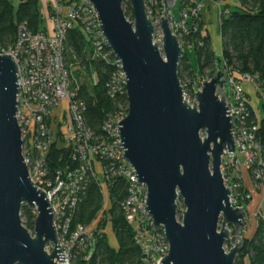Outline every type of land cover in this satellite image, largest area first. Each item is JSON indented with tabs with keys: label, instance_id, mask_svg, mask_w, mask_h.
Listing matches in <instances>:
<instances>
[{
	"label": "water",
	"instance_id": "95a60500",
	"mask_svg": "<svg viewBox=\"0 0 264 264\" xmlns=\"http://www.w3.org/2000/svg\"><path fill=\"white\" fill-rule=\"evenodd\" d=\"M89 1L126 76L129 109L118 130L125 160L148 191L146 220L165 231L170 245L160 264H235L244 248L246 210L231 204L222 173L226 151L236 152L226 74L220 70L205 81L188 105L179 77L184 48L169 18L161 19V49L146 0H127L134 23L125 15V0ZM178 1L163 0L165 9L173 11ZM20 93L15 60L0 56V264H58L65 256L56 213L32 182L23 155ZM24 206L37 214L35 236L23 225ZM233 235L236 245L226 252Z\"/></svg>",
	"mask_w": 264,
	"mask_h": 264
},
{
	"label": "built area",
	"instance_id": "2783aa9c",
	"mask_svg": "<svg viewBox=\"0 0 264 264\" xmlns=\"http://www.w3.org/2000/svg\"><path fill=\"white\" fill-rule=\"evenodd\" d=\"M217 2L221 8L220 17L228 16L231 8L220 0ZM177 7L179 16L167 11L163 0H146L147 15L156 28L160 27L162 17L167 16L173 34L185 51L194 46L187 38L197 32L206 4L197 0H179ZM231 7L240 8V1L233 0ZM50 21L51 31L37 33L27 24H19L15 44L10 47L0 44V56L10 55L18 67L21 90L18 100L21 98L22 102L17 120L24 142L23 155L32 182L47 194L56 213L55 225L65 256V260L58 264H80V256L94 246L91 231L95 222L88 226L75 223L82 196L90 182L98 184L107 213L112 209V189L119 182L124 185L125 196L120 208L126 222L134 229L135 243L143 253L141 264H160L169 254L170 245L165 231L156 232L154 223L146 220L148 191L139 187L135 169L125 160L119 135L118 125L124 117L118 113L108 116L102 130L96 132L87 123V105L80 98L79 88L73 85L67 37L76 25H80L88 36L95 58L109 60L114 56L102 34L97 12L89 0H53ZM114 59L117 72L108 86L113 99L117 95L127 96L122 64ZM234 69L226 62L219 69L227 77L224 92L232 110L230 116L235 121L236 144L234 154L225 153L222 173L226 187L232 192L231 204L241 207L239 200H251L252 194L243 196L240 193L242 183L238 172H251L259 185L264 184V154L258 140L260 120L245 90V86L251 84L264 100V79L259 74L240 73ZM202 84L191 88L182 85L188 105L196 103L195 94L202 90ZM59 138L63 149L70 153L71 165L52 170L51 149ZM262 197L264 199V193Z\"/></svg>",
	"mask_w": 264,
	"mask_h": 264
},
{
	"label": "trees",
	"instance_id": "16d2710c",
	"mask_svg": "<svg viewBox=\"0 0 264 264\" xmlns=\"http://www.w3.org/2000/svg\"><path fill=\"white\" fill-rule=\"evenodd\" d=\"M239 1L240 8L225 5L231 9L228 16H222L220 25L222 57L214 51L210 33L208 29L205 31L204 21L199 20L197 32L187 38L194 46L185 49L181 58L179 74L181 79L183 75L198 78L197 70L188 55L190 53L195 55L200 70L216 69L217 65L226 62L230 67L237 68L240 73L259 74L264 79V0ZM39 5L40 0H20L18 5H15L14 0H0V44L3 47L15 44L19 24H27L35 33L45 31L42 29L43 20ZM67 50L69 63H72L73 67L78 66L79 69L85 68L97 73L98 83L92 87L83 84L79 87V95L87 105L86 120L89 127L99 133L108 116L116 115L119 110L128 109L126 95H117L113 99L109 94L108 86L117 72L114 56L109 60L95 58L92 43L80 25H76L68 33ZM259 125L258 140L264 154V118L259 121ZM69 156L70 153L63 149L59 138L51 149L49 161L52 170H62L71 165ZM241 194L244 196L248 191L242 187ZM124 196V185L119 182L111 191L112 209L107 213L109 221L108 223L99 221L94 233V246L80 256V264H141L143 253L135 243L134 229L128 225L121 212L120 203ZM251 202L252 199L246 201L240 199L238 205L247 211ZM102 206L101 190L96 182H90L82 196L75 223L91 225ZM22 213L24 226L34 231L37 214L28 207H25ZM109 222L117 242L116 246L111 245L108 233L105 231ZM228 245L233 246L231 243ZM246 261H249V264H264V221L262 220L258 222L253 237L244 238V248L235 264H246Z\"/></svg>",
	"mask_w": 264,
	"mask_h": 264
},
{
	"label": "rangeland",
	"instance_id": "374dc122",
	"mask_svg": "<svg viewBox=\"0 0 264 264\" xmlns=\"http://www.w3.org/2000/svg\"><path fill=\"white\" fill-rule=\"evenodd\" d=\"M14 1H15V5H18L20 0H14ZM42 1H44V6H45L43 9L44 11H42V14H43V16H45L46 13L48 12V8L45 4L48 2H50L52 4L53 0H42ZM198 1L199 2H205V4H207V0H198ZM217 1L218 0H216V2ZM225 1H227V0H220V2H223L224 5H225ZM228 1L232 2L233 0H228ZM226 5H228V4L226 3ZM123 9H124V12H125V15H126L128 21H130L131 23H134L133 11L131 9L130 3L128 5L127 0H125V2H124ZM204 11L202 12V15L204 16V19L206 20V23L204 22L205 23V26H204L205 31L207 29L206 27H208V29H209L208 31L210 33V38H211V42H212V47L215 46L218 49L217 55L219 57H222V37L220 35L221 34L220 25L222 22V18L220 16L217 17V14H218L217 12H213V15H210L208 12H204ZM173 13H175L176 16H179V8L176 7L173 10ZM44 24L45 25L49 24V19L47 17L44 19ZM155 42L159 43L160 47L162 49L163 33H162V30L160 27L157 28V30H156ZM213 49H214V47H213ZM94 55H95V51H94ZM188 55H189V58L191 60L192 65L197 70L198 78H193V77H190L188 75H183L182 79H181V77L179 75L181 83L184 86H188V87H190V86L194 87L195 86L196 87V86H198V84L200 85L201 83L204 84L205 81H210L217 74L219 69H221L223 66V64H220V65L216 66V69H203V70L201 69L200 70L197 67V59H196L195 55L192 53H190ZM71 68L73 69V85L75 87L79 88L83 84H85L89 87H92L98 83V76H97V73L95 71H93V70L88 71L85 68L79 69L78 66L73 67L72 63H71ZM236 70H235L236 72L239 71L237 68H236ZM179 74H180V66H179ZM258 100L260 103L257 105V108L259 110V114H260L261 118H263L264 117V100H261L260 97ZM128 109H129V107H128ZM128 109H127V111L119 110L118 114L120 115V117H124V119H125L128 115ZM202 137L205 138L206 134L203 133ZM232 169L233 168H230V170H232ZM246 172H248V171H246ZM228 173L232 174L231 171H229ZM238 175H239V178L241 179L242 187L245 190H247L249 194H252V202L249 204L247 211H246L245 227H244V231L242 234L243 239L244 238H252L256 229H257L258 222L260 220L264 221V199L262 197L263 193H264V184L259 185L258 182L252 178L251 172H248V177H247V175H245L244 179L242 178V172L241 171L238 172ZM240 193H241V190H240ZM107 205H108V203H107ZM107 205L105 204V207ZM103 206H104V204H103ZM103 206L101 208V211L96 216V218H95L96 220L93 221V222H95L93 227H92V231H91L93 234L96 232L100 220H101V222H107V223L109 221L108 214H107V212L104 211ZM179 206H180V209H179L178 220L181 222V218H182L181 214H182L183 210L185 209L182 201L179 202ZM25 207L26 206H24L23 209ZM21 218H22L23 225H24V218H23L22 212H21ZM29 231L31 232V234L33 236H35L34 231H31V230H29ZM105 231L108 233L111 245L116 246L117 242H116L115 236L113 234L110 222L107 225V228ZM229 243L233 244V246L230 247V245H228ZM235 245H236V240H235L234 235H233L232 239L225 246L226 252H229ZM48 251L50 253L52 251L51 248H49ZM246 264H249V261H246Z\"/></svg>",
	"mask_w": 264,
	"mask_h": 264
},
{
	"label": "crops",
	"instance_id": "0c3cea01",
	"mask_svg": "<svg viewBox=\"0 0 264 264\" xmlns=\"http://www.w3.org/2000/svg\"><path fill=\"white\" fill-rule=\"evenodd\" d=\"M198 1V0H197ZM199 2V1H198ZM218 3L219 2H216V0H209V1H207V4H206V10L204 11V12H208L210 15H213V12H217L218 14H217V17L218 16H220V11H221V8L218 6ZM226 3L228 4V5H230V6H232V2L231 1H225V5H226ZM224 4V3H223ZM46 6H47V8H48V12L46 13V15L45 16H43V14H42V11H44L43 9H44V1H42V0H40V5H39V10H40V14H41V16H42V20H43V24H42V29H44V30H46V31H51V29H52V25H51V21H50V6H51V3L50 2H48V3H46L45 4ZM208 9V10H207ZM48 18L49 19V24H44V19L45 18ZM202 18H203V21L206 23V20L204 19V16L202 15ZM207 29H208V27H206ZM209 30V29H208ZM221 35V34H220ZM222 37V36H221ZM214 47V50H215V52L218 54V49L215 47V46H213ZM221 51V50H220ZM245 90H246V92H247V94H248V96H249V98H250V100H251V104H252V106H253V108L255 109V111L257 112V114H258V117H259V120H262L263 118H261V116H260V114H259V110H258V108H257V105L260 103L259 102V95H258V93L255 91V89H254V87L251 85V84H247L246 86H245ZM245 175H247V177H248V172H246V170H243L242 171V178L244 179L245 178Z\"/></svg>",
	"mask_w": 264,
	"mask_h": 264
}]
</instances>
